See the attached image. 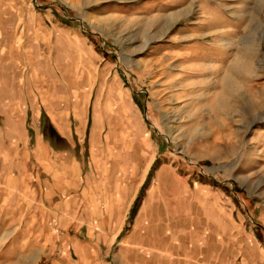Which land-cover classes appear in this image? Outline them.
Instances as JSON below:
<instances>
[{
  "label": "rangeland",
  "instance_id": "374dc122",
  "mask_svg": "<svg viewBox=\"0 0 264 264\" xmlns=\"http://www.w3.org/2000/svg\"><path fill=\"white\" fill-rule=\"evenodd\" d=\"M38 134L98 189L167 188L151 245L42 230L39 264H264V0H0V201Z\"/></svg>",
  "mask_w": 264,
  "mask_h": 264
},
{
  "label": "crops",
  "instance_id": "0c3cea01",
  "mask_svg": "<svg viewBox=\"0 0 264 264\" xmlns=\"http://www.w3.org/2000/svg\"><path fill=\"white\" fill-rule=\"evenodd\" d=\"M20 155L23 172L20 178H16L20 189L10 192L0 204L5 203L6 206L7 230L18 233L21 237L17 241L20 247L16 260L27 264L30 262L39 264L42 258L41 239L44 237L42 230L50 233L56 228L118 229L113 237L114 243L121 236V230L130 217L140 190L147 182V174L152 166V164L147 166L146 175L140 181L138 189L131 193L115 189L101 190L98 189L96 182L89 184L88 178L84 180L74 177L69 173L75 165L71 162L72 157L69 154L55 157L53 148L41 134L36 136L35 148L22 150ZM159 169L161 171L156 177H152L149 184L145 185L141 203L129 225L130 245L139 232L138 229L147 231L148 227L154 228L152 221H157L160 207L165 206L163 192L167 188L163 189L160 186V182H163V178L161 180L160 177L166 168ZM11 182L8 185L10 189L14 188V180ZM107 233L104 232V235ZM146 233L139 232V235L145 237L149 246L154 241L151 242Z\"/></svg>",
  "mask_w": 264,
  "mask_h": 264
},
{
  "label": "trees",
  "instance_id": "16d2710c",
  "mask_svg": "<svg viewBox=\"0 0 264 264\" xmlns=\"http://www.w3.org/2000/svg\"><path fill=\"white\" fill-rule=\"evenodd\" d=\"M44 116L48 119V116L46 114H44ZM42 134L44 135V137L46 139H51V138L55 139L56 138L58 141H61L62 142V147L60 148L61 150L69 148V142L57 131L56 127L54 126V124L51 121L48 122L47 126H44L42 128ZM153 169H155V165L153 166L152 170ZM150 175H151V173H150ZM150 180H151V176L148 177V181L145 183V185H147V183L149 184ZM145 185H144V189H145ZM142 196H143V193L138 196V198L134 204V207L132 208V211L130 214V220H132L134 215L136 214V212L139 208V205L141 203Z\"/></svg>",
  "mask_w": 264,
  "mask_h": 264
}]
</instances>
